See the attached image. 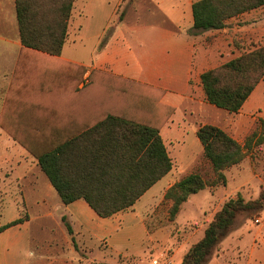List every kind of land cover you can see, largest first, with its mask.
Segmentation results:
<instances>
[{"label":"crops","instance_id":"crops-1","mask_svg":"<svg viewBox=\"0 0 264 264\" xmlns=\"http://www.w3.org/2000/svg\"><path fill=\"white\" fill-rule=\"evenodd\" d=\"M195 1L74 0L67 40L71 35L82 39L90 34L91 27L85 28L84 24L93 25L91 30L97 39L91 49L90 62H86L65 55L66 43L60 55L26 48L20 36L15 0H0V215L8 204L16 214L2 226L24 217L22 222L0 232V236L10 237L4 246L0 243V264L31 263L30 259L17 260V255L24 246H21L20 232L32 223L42 232L52 234L48 243L60 241L73 251L77 246L103 242L111 248L119 247L130 236L136 237L137 231L145 232L142 215L139 216L143 205L154 202L155 193L176 182L173 175L169 177L174 168L182 165L185 159V165L192 168L201 159L204 149L201 141L195 142V152L190 149L188 155L185 151L190 134L197 135L201 125L213 124L242 144L256 128L260 116L252 111L259 109L262 113L264 109L259 104L262 100L264 105V78L239 112L231 115L233 113L207 101L201 75L233 57L235 33L239 30H244L251 40L264 38V6L228 19L222 29L192 34ZM78 66L86 69L81 82H78ZM94 69L157 88L160 101L174 107L161 129L173 161L172 170L128 211L107 218L99 216L85 199L69 204L63 202L37 159L7 130L12 128L11 121L16 113L28 112L14 108L10 114H4L9 99L15 103L37 101L51 105L50 113L60 118V124L65 119L74 128L79 120V91L89 82ZM74 70L76 80L73 79ZM69 76L70 81L67 80ZM135 216H139L140 224L131 228L123 226L128 218ZM205 229L206 226L201 229L197 240L181 244L176 254L183 250V258L189 247L203 237Z\"/></svg>","mask_w":264,"mask_h":264},{"label":"trees","instance_id":"trees-1","mask_svg":"<svg viewBox=\"0 0 264 264\" xmlns=\"http://www.w3.org/2000/svg\"><path fill=\"white\" fill-rule=\"evenodd\" d=\"M15 2L23 45L60 55L69 36L74 0ZM261 6L264 0H196L190 33L222 29L228 19ZM77 70L81 82L86 69L78 66ZM73 77L76 80L75 70ZM263 78L264 43L204 71L201 83L209 103L237 113ZM71 79L69 76L67 80ZM78 96L79 120L74 128L65 119L60 124V118L50 113L51 105L9 99L5 115L14 108L28 113L11 114L12 128L7 130L37 159L64 203L82 198L99 216L111 217L132 208L172 170L173 161L161 129L174 107L160 101L157 88L98 69L91 71L89 82ZM197 136L215 178L208 181L193 171L173 183L164 194V200L171 202L170 220L176 219L191 194L226 183L225 170L246 157L245 147H250L252 141L264 143V119H260L258 130L247 137L245 145L213 124L201 125ZM263 208L264 187L254 199L240 193L228 198L206 226L203 237L189 247L179 264H206L240 215H253ZM23 219L1 226L0 232ZM63 220L72 233L68 220Z\"/></svg>","mask_w":264,"mask_h":264},{"label":"rangeland","instance_id":"rangeland-1","mask_svg":"<svg viewBox=\"0 0 264 264\" xmlns=\"http://www.w3.org/2000/svg\"><path fill=\"white\" fill-rule=\"evenodd\" d=\"M92 26L84 24L85 28L92 29ZM91 29L90 34L82 39L71 35L66 42L64 54L90 62L91 49L97 42ZM235 34L236 50L233 57L264 43V38L248 39V34H245L244 30H239ZM259 104L264 108L262 100H259ZM258 110L252 111L253 114L260 116L256 120L253 132L258 130L260 119H264V109L262 113ZM247 137L242 145H245ZM196 141L200 143L196 134H190L187 138L185 151L188 155L190 149L196 151ZM255 142L256 140L252 141L250 147H245L246 157L240 163L225 170L226 183L210 185L191 194L174 220L169 219L168 210L171 202L164 200L167 189H162L155 193L154 202L150 201L143 205L142 214L139 215H142L141 222L144 224L145 232L137 231L136 237L130 236L129 240L119 247L111 248L103 242L88 247L77 246V250L73 251L60 241L48 243L52 240V234L42 232L32 223L27 230L20 232L23 238L21 246H24L19 250L17 260L30 259V264H154V260L157 259L160 263L179 264L183 250L176 254V249L183 243L190 244L197 240L201 236V229L208 225L223 202L237 196L238 193L246 199L259 196L264 187V143L258 145ZM185 157L184 153L183 158ZM181 163L182 165L175 167L169 176L173 175L176 181L193 171L200 172L208 181L215 178L211 164L204 160L203 155L192 168L185 165L186 159ZM15 216V211L8 204L0 215V227ZM139 216L128 218L125 224L122 222L123 226L131 228L140 224ZM9 239L7 234L0 236L1 247L7 244ZM206 264H264V208L253 215L247 213L240 215L234 229L223 238Z\"/></svg>","mask_w":264,"mask_h":264},{"label":"built area","instance_id":"built-area-1","mask_svg":"<svg viewBox=\"0 0 264 264\" xmlns=\"http://www.w3.org/2000/svg\"><path fill=\"white\" fill-rule=\"evenodd\" d=\"M167 262H168V261H167ZM154 264H170V263H165V262H164V263H160L159 260L155 259V260H154Z\"/></svg>","mask_w":264,"mask_h":264}]
</instances>
